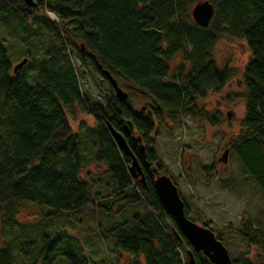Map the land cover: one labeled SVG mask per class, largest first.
Segmentation results:
<instances>
[{
    "label": "trees",
    "instance_id": "obj_1",
    "mask_svg": "<svg viewBox=\"0 0 264 264\" xmlns=\"http://www.w3.org/2000/svg\"><path fill=\"white\" fill-rule=\"evenodd\" d=\"M187 2L36 0L33 7H27L21 0H0V20L3 24L8 18L17 20L25 52L32 56L13 72L0 40V223L20 226L1 231L9 238L0 246V264H17L15 252L32 253L30 264L38 259L53 264L55 257L62 263L54 264H89L77 239L65 235L63 229L59 233L49 226L38 233L32 224L15 219L16 204L22 199L51 207L42 218L46 225L50 215L64 220L89 204L87 211H94L96 204L110 209L97 203L90 195L91 184L80 176L82 166L90 160L81 153L86 140L91 143V156L106 165L113 179L112 193L100 196L108 200L121 195L122 208L143 205L134 213L136 223L108 226L103 236L110 237L118 250L141 254L145 264H188L187 254L180 259L178 249L191 247L153 187L152 167L158 172L163 169L153 133L184 114L217 123V116L210 115L198 100L207 93H219L227 81L228 67H220L210 51L224 34L243 39L250 52L243 73L244 112L232 149L243 175L251 177L264 196V0H211L214 12L206 26L188 17ZM45 10L58 21L42 18L39 14ZM79 43L112 76L145 94V109L136 110L128 96L119 100L110 84L102 102L82 93L68 46L81 61L98 69ZM178 52L184 61L171 68L170 61ZM78 110L94 120L93 126L86 127L85 141L71 129L67 116L68 111ZM109 126L124 134L141 164L142 182L131 176L129 158L117 147ZM184 213L188 217L185 204ZM251 226L244 220L239 232L247 245L256 244L264 252L261 228ZM191 251L194 264H212L201 252ZM49 255L52 259H47ZM231 261L257 264L244 254Z\"/></svg>",
    "mask_w": 264,
    "mask_h": 264
},
{
    "label": "rangeland",
    "instance_id": "obj_2",
    "mask_svg": "<svg viewBox=\"0 0 264 264\" xmlns=\"http://www.w3.org/2000/svg\"><path fill=\"white\" fill-rule=\"evenodd\" d=\"M199 1L202 0H188L186 13L189 18L192 6ZM39 15L50 18L45 11ZM20 34L17 20L8 18L7 24L0 20V40L6 47L12 66L23 57H32L25 52L26 44L20 39ZM68 50L81 92L96 102H102L109 92L108 82L88 61H81L74 49L68 46ZM210 51L216 63L220 67L226 65L229 70L227 81L219 93H207L203 99L198 100V104L210 115L217 116V123L211 124L201 117L185 114L178 121H166L153 133L156 157L163 166L161 173L174 178L178 194L188 208V218L212 230L226 247L229 259L244 254L255 263L264 264V252L256 244L247 245L246 239L239 232L242 221L245 220L252 223V228H261L259 237H264V196L253 179L243 175L242 167L232 149L244 112L242 95L246 88L243 73L250 52L243 39L230 34L218 38ZM183 61L182 52L176 53L170 61L171 68ZM114 78L127 92L132 106L136 110L145 109L148 97L134 90L123 79ZM67 116L71 129L84 137L85 141L88 133L86 127L94 125L92 116L79 110L68 111ZM225 143L228 144V152L227 160L223 163L218 158L226 147ZM89 144L91 145L88 140L82 144L81 153L90 157V160L82 166L80 176L91 184L90 195L97 203L108 205L110 209L96 204L93 205L94 211H87L92 206L89 204L81 209V213L64 220L50 215L46 225L42 218L45 219L44 212H49L51 207L36 200L22 199L16 204L15 219L18 223L32 224L38 233H44L43 230L46 227L49 229V226H53L59 233L63 229L65 235L77 239L81 252L89 257V264H145L141 254L133 256L118 250L110 237L103 236L108 226H118L123 222L136 223L134 213L142 210L143 205L122 208L121 195H112L109 201L100 196L112 193L114 183L106 171V165L91 156ZM135 189L139 192L137 187ZM5 225L0 223V246L9 238L1 233L3 229L7 231L20 227ZM188 249H178L180 259H183V254ZM14 256L17 264H30V260L34 258L30 252L24 256L15 252ZM52 257L49 255L47 259ZM54 259L53 264L56 261L62 263L58 257ZM34 264H42V261L38 259Z\"/></svg>",
    "mask_w": 264,
    "mask_h": 264
},
{
    "label": "water",
    "instance_id": "obj_3",
    "mask_svg": "<svg viewBox=\"0 0 264 264\" xmlns=\"http://www.w3.org/2000/svg\"><path fill=\"white\" fill-rule=\"evenodd\" d=\"M22 2L27 6L31 7L34 5L33 0H22ZM214 8L213 4L209 0H202L195 3L190 10V17L192 20L200 26L208 25L211 15H213ZM80 44V49L88 54L94 61L98 71L106 78L108 84L113 88L115 96L119 100H125L127 98V92L124 91L117 83L116 79L110 74V72L99 64L94 53L86 50L82 43ZM26 62V57H23L19 62L13 65V72ZM228 116V113H227ZM124 131L127 133L128 128L124 125ZM109 132L114 139L117 147L128 156L129 166L128 170L133 178H138L139 181H143V172L141 170V165L138 158L130 150L124 134L118 130L113 129L109 126ZM140 140L139 137H137ZM228 143V142H227ZM225 143V148L218 158L221 162H226L228 147ZM143 145L140 144L139 148L143 152ZM154 172L153 187L158 196V199L162 202L165 209L173 217V220L180 232L183 234L184 238L189 243L191 250L201 252L207 260L212 264H232L231 259L226 247L222 242L214 235L212 230L209 228L199 225L190 218H188L184 213V204L180 198L177 188L172 182L171 178L165 173H159L156 167L152 168ZM187 250L188 264H194L192 251Z\"/></svg>",
    "mask_w": 264,
    "mask_h": 264
},
{
    "label": "flooded vegetation",
    "instance_id": "obj_4",
    "mask_svg": "<svg viewBox=\"0 0 264 264\" xmlns=\"http://www.w3.org/2000/svg\"><path fill=\"white\" fill-rule=\"evenodd\" d=\"M34 2H36V0H34ZM141 165V164H140ZM142 170V169H141Z\"/></svg>",
    "mask_w": 264,
    "mask_h": 264
}]
</instances>
